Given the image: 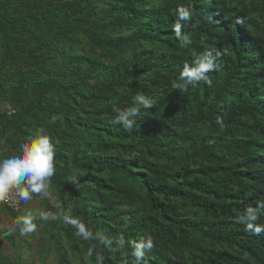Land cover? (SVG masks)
<instances>
[{
  "label": "trees",
  "instance_id": "16d2710c",
  "mask_svg": "<svg viewBox=\"0 0 264 264\" xmlns=\"http://www.w3.org/2000/svg\"><path fill=\"white\" fill-rule=\"evenodd\" d=\"M205 51L219 53L211 83L174 88ZM137 92L153 107L131 131L114 125ZM40 130L58 203L33 193L41 253L59 264H135L147 239L144 264H264V230L237 219L252 207L264 227V0H0L6 155Z\"/></svg>",
  "mask_w": 264,
  "mask_h": 264
},
{
  "label": "clouds",
  "instance_id": "9594fccd",
  "mask_svg": "<svg viewBox=\"0 0 264 264\" xmlns=\"http://www.w3.org/2000/svg\"><path fill=\"white\" fill-rule=\"evenodd\" d=\"M189 18L190 13L182 9L179 12L177 23L173 26L177 39L185 46L190 43V36L187 33L182 34L181 21H187ZM218 55L219 53L214 55L210 51H205L195 56L191 64L184 65L178 81L173 82V87L187 90L189 85L194 87L201 82L210 84L208 73L220 68V64L216 59ZM152 107L153 104L150 99L142 92H137L133 98V106L128 107L126 110L113 109L115 116L112 123L131 131L141 115V108L151 109ZM55 119L53 117V120ZM217 123L220 124L221 129L224 127L219 120ZM54 160L55 149L51 138L44 134L43 130L38 131L35 136L30 138L29 142L21 144L15 154L0 159V196L15 191L21 200L27 201L31 199L33 193L47 195L48 181L55 173ZM9 214L14 216V213ZM41 216L45 220L48 219L47 214H41ZM237 219L239 222L245 223L250 231L259 233L264 230V227L255 223L258 219L255 208H247L245 215L239 216ZM23 225L20 229L21 235L35 229V225L30 219H25ZM85 238H87V235ZM120 244L121 246L124 244L122 239ZM152 247L153 242L150 239L135 244L131 253L135 264H144V257L147 252L151 251Z\"/></svg>",
  "mask_w": 264,
  "mask_h": 264
},
{
  "label": "rangeland",
  "instance_id": "374dc122",
  "mask_svg": "<svg viewBox=\"0 0 264 264\" xmlns=\"http://www.w3.org/2000/svg\"><path fill=\"white\" fill-rule=\"evenodd\" d=\"M0 147H6L0 138ZM8 150V149H7ZM2 153V158H6ZM47 200L57 211L58 203L55 201V193L47 189ZM27 209L20 214L13 216L5 215L0 220V229L3 234L13 235L14 242L6 240L0 236V251L7 257L11 264H59L58 255L52 253L45 255L41 253L45 243H48V237L45 233L44 226L47 221L42 218L41 214L46 213V207L43 200L38 195H32L26 203ZM25 205V206H26ZM30 219L35 225V229L25 235L20 234V229L24 226L23 221ZM55 215L50 217L54 220ZM50 244V241H49ZM74 264H80L69 257Z\"/></svg>",
  "mask_w": 264,
  "mask_h": 264
},
{
  "label": "built area",
  "instance_id": "2783aa9c",
  "mask_svg": "<svg viewBox=\"0 0 264 264\" xmlns=\"http://www.w3.org/2000/svg\"><path fill=\"white\" fill-rule=\"evenodd\" d=\"M5 111L10 116H14L16 114V111L11 106H8L6 110L2 109L1 112L3 113ZM27 202L28 200H21L15 191H10L5 195L0 196V218L1 210L3 208L6 209V211H8L9 213L19 214L24 210Z\"/></svg>",
  "mask_w": 264,
  "mask_h": 264
},
{
  "label": "crops",
  "instance_id": "0c3cea01",
  "mask_svg": "<svg viewBox=\"0 0 264 264\" xmlns=\"http://www.w3.org/2000/svg\"><path fill=\"white\" fill-rule=\"evenodd\" d=\"M0 146H1V145H0ZM7 148H8L7 146L4 147V148H3V147H0V158H2V153H4L5 156H7V155H6V152H8ZM7 157H8V156H7ZM32 195H33V194H32ZM34 195H35V194H34ZM27 206H28V205L25 206V209H24V210L27 209ZM1 212H2V217L5 216V215H8V214H9L5 209H2Z\"/></svg>",
  "mask_w": 264,
  "mask_h": 264
}]
</instances>
